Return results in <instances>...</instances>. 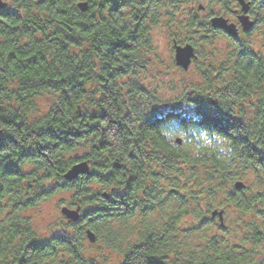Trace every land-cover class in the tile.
I'll return each mask as SVG.
<instances>
[{
  "label": "trees",
  "instance_id": "1",
  "mask_svg": "<svg viewBox=\"0 0 264 264\" xmlns=\"http://www.w3.org/2000/svg\"><path fill=\"white\" fill-rule=\"evenodd\" d=\"M5 1L0 264H99L84 249L87 227L120 264H264V51L233 39L230 59L196 58L202 84L164 102L140 81L162 19L172 38L198 47L195 36L228 37L210 18L235 17V1L87 0L86 11L81 0ZM249 1L255 24L244 33L258 30L264 49V0ZM81 160L90 174L65 180ZM66 188L79 219L39 234L32 211Z\"/></svg>",
  "mask_w": 264,
  "mask_h": 264
},
{
  "label": "rangeland",
  "instance_id": "2",
  "mask_svg": "<svg viewBox=\"0 0 264 264\" xmlns=\"http://www.w3.org/2000/svg\"><path fill=\"white\" fill-rule=\"evenodd\" d=\"M203 2L204 1H189L187 8L193 7L195 9L198 4H203ZM231 7L236 9L239 8V5L234 2L231 3ZM198 11L201 17L209 14L206 7ZM181 17H183V15H181ZM226 17L229 21L236 23L235 17L232 16V14H227ZM166 21L167 18H164L158 25L152 28L151 36L153 51L152 55L149 57L151 65L150 68L146 70V74H142V77L140 78V81L144 83L147 88H157L159 99L163 100V102L167 99L170 100L171 98H175L185 87L189 86L191 82L198 85L202 84V77L197 73L194 62L189 65L187 70H183L175 64L173 58V43L174 41L177 44L181 43H179L177 39L172 38L168 33L164 26ZM257 31L258 30H255L254 28L249 34L244 35H242V32L240 31V36L242 35L240 38L249 41L248 47L252 52L264 51L262 47L263 38L261 37L260 32ZM209 37L208 42L204 44L197 38V36H195L194 39L198 44V47L194 46L197 55L196 58L201 60L203 64L212 63L214 65L223 61L227 56L230 59L231 56L229 54L233 52L236 41L229 37H224L222 34L210 33ZM197 48H199V50ZM203 52H210L207 56V60L204 58V61L201 59ZM83 152L84 150L77 149L74 154L81 155ZM96 187V184L92 183L90 188L95 189ZM71 195V189H62L52 194L47 200L41 202L35 208V211H32L39 234L48 236L47 226L59 221L63 216L59 210V207L61 206L58 207V205H60L61 202L62 204H67L66 202ZM232 219L233 213L231 211H229L227 215L225 214L226 223H231ZM119 226L121 225L114 224V227L116 228ZM84 249L86 255L97 258L99 264H120L122 262V256L120 254H117L111 249H107L104 245L97 243L96 240L92 243L85 237Z\"/></svg>",
  "mask_w": 264,
  "mask_h": 264
},
{
  "label": "water",
  "instance_id": "3",
  "mask_svg": "<svg viewBox=\"0 0 264 264\" xmlns=\"http://www.w3.org/2000/svg\"><path fill=\"white\" fill-rule=\"evenodd\" d=\"M240 6V14L237 15V20L239 24L241 25L243 30H248L252 24L253 21L249 18L248 11L250 9V1L248 0H236ZM7 6V2L5 0H0V9L5 8ZM78 8L81 11H86L88 9V1L87 0H81L77 3ZM201 8V7H200ZM210 24L213 28L221 29L226 34L230 36H236L237 35V26L233 22H229L227 18H225L222 15H214L210 18ZM174 48V62L177 66H180L183 70L188 69L192 59L196 57L194 46L189 43H183V44H177L175 41L173 43ZM81 109V106H79ZM81 113V110L79 111ZM176 142L180 143V138H176ZM90 165L86 160L76 161L67 170L62 174V176L67 181H71L79 177L80 175L90 174ZM244 182L241 180H236L234 182V187L237 189L243 188ZM103 197L108 198L109 195L107 192L102 193ZM60 213L67 218L68 221L75 222L80 217V206L77 205L75 208L69 207L66 205H63L60 208ZM211 216L215 217L217 216L220 223L223 224V209H212L211 210ZM85 236L89 242H95L96 240V234L95 232L87 227L85 229Z\"/></svg>",
  "mask_w": 264,
  "mask_h": 264
},
{
  "label": "flooded vegetation",
  "instance_id": "4",
  "mask_svg": "<svg viewBox=\"0 0 264 264\" xmlns=\"http://www.w3.org/2000/svg\"><path fill=\"white\" fill-rule=\"evenodd\" d=\"M236 16V15H235Z\"/></svg>",
  "mask_w": 264,
  "mask_h": 264
}]
</instances>
